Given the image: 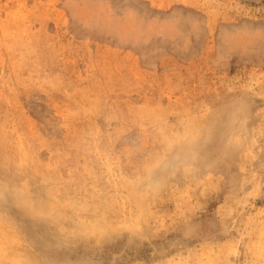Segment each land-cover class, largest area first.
<instances>
[{"label": "rangeland", "instance_id": "rangeland-1", "mask_svg": "<svg viewBox=\"0 0 264 264\" xmlns=\"http://www.w3.org/2000/svg\"><path fill=\"white\" fill-rule=\"evenodd\" d=\"M0 264H264V0H0Z\"/></svg>", "mask_w": 264, "mask_h": 264}]
</instances>
